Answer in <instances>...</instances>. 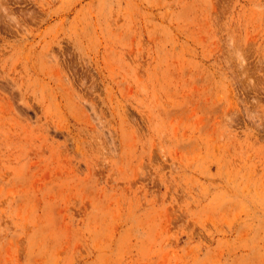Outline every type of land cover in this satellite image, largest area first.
Instances as JSON below:
<instances>
[{"label": "rangeland", "instance_id": "obj_1", "mask_svg": "<svg viewBox=\"0 0 264 264\" xmlns=\"http://www.w3.org/2000/svg\"><path fill=\"white\" fill-rule=\"evenodd\" d=\"M0 264H264V0H0Z\"/></svg>", "mask_w": 264, "mask_h": 264}]
</instances>
